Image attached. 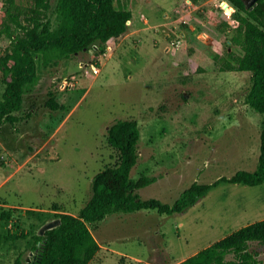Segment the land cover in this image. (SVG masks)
I'll list each match as a JSON object with an SVG mask.
<instances>
[{
	"label": "rangeland",
	"instance_id": "obj_1",
	"mask_svg": "<svg viewBox=\"0 0 264 264\" xmlns=\"http://www.w3.org/2000/svg\"><path fill=\"white\" fill-rule=\"evenodd\" d=\"M222 1L129 0L125 34L48 67L38 60L39 83L23 109L30 118L0 126V214H12L0 218V264L37 256L34 236L56 220L54 204L72 214L86 205L94 175L118 162L106 134L116 120L140 129L131 176L157 178L138 191L143 200L172 204L193 182L255 169L260 118L246 103L251 74L223 72L214 58L216 47L224 59L238 52ZM33 7L0 0V25L11 23L10 11L26 24ZM10 44L0 35V59ZM262 219L264 183L219 184L184 213L107 216L93 231L100 249L91 264H177ZM251 248L264 261V244Z\"/></svg>",
	"mask_w": 264,
	"mask_h": 264
},
{
	"label": "trees",
	"instance_id": "obj_2",
	"mask_svg": "<svg viewBox=\"0 0 264 264\" xmlns=\"http://www.w3.org/2000/svg\"><path fill=\"white\" fill-rule=\"evenodd\" d=\"M233 8L234 23L230 44L238 52L215 60L223 72H249L251 86L246 96L248 107L260 118V144L254 170H237L211 183L193 182L172 203L157 198L141 199L138 191L156 182L144 172L133 178L131 171L139 159L140 129L136 120L119 119L106 129L107 140L119 153L118 162L97 172L91 180V195L86 205L72 214L54 204L59 225L35 235L37 256L28 260L18 256L13 264H91L100 244L93 231L109 215L154 211L159 216L184 213L219 184L259 186L264 183V0L246 8L243 0H226ZM11 3V2H9ZM55 15L56 24L48 16ZM129 0H34L27 23L18 22L8 12L11 23L0 25V35L11 44L0 59L4 92L0 97V126L15 125L30 118L23 115L26 96L39 83L38 60L48 67L63 59L102 47L112 38L125 34L132 19ZM15 24V28L12 27ZM96 46V47H95ZM57 110L51 99L47 105ZM10 211L0 214L9 220ZM1 240V237H0ZM252 243L264 244V219L240 227L177 264H264L252 250Z\"/></svg>",
	"mask_w": 264,
	"mask_h": 264
},
{
	"label": "water",
	"instance_id": "obj_3",
	"mask_svg": "<svg viewBox=\"0 0 264 264\" xmlns=\"http://www.w3.org/2000/svg\"><path fill=\"white\" fill-rule=\"evenodd\" d=\"M245 5H246V8H251L255 2L257 0H243ZM59 225V220L56 219V220H53V221H49L47 223H45L40 229H39V232L38 234L39 235H43L45 233L46 230H50V229H53L55 227H57Z\"/></svg>",
	"mask_w": 264,
	"mask_h": 264
},
{
	"label": "bare ground",
	"instance_id": "obj_4",
	"mask_svg": "<svg viewBox=\"0 0 264 264\" xmlns=\"http://www.w3.org/2000/svg\"><path fill=\"white\" fill-rule=\"evenodd\" d=\"M221 5L223 6V8L226 9L227 12L231 11V8L228 6V4L225 1H222Z\"/></svg>",
	"mask_w": 264,
	"mask_h": 264
},
{
	"label": "built area",
	"instance_id": "obj_5",
	"mask_svg": "<svg viewBox=\"0 0 264 264\" xmlns=\"http://www.w3.org/2000/svg\"><path fill=\"white\" fill-rule=\"evenodd\" d=\"M226 3H227V2H226ZM227 4H228V3H227ZM228 6L231 8V10H233V12L235 11V10L232 8L231 5L228 4ZM223 13H224L225 15L227 14L228 16H231V15H232V12H231L230 14H228L229 12L227 13L225 8L223 9ZM177 44H178V42H177Z\"/></svg>",
	"mask_w": 264,
	"mask_h": 264
},
{
	"label": "crops",
	"instance_id": "obj_6",
	"mask_svg": "<svg viewBox=\"0 0 264 264\" xmlns=\"http://www.w3.org/2000/svg\"><path fill=\"white\" fill-rule=\"evenodd\" d=\"M133 18V17H132ZM132 23V20L130 21V23H129V25ZM128 28H129V26H128Z\"/></svg>",
	"mask_w": 264,
	"mask_h": 264
}]
</instances>
